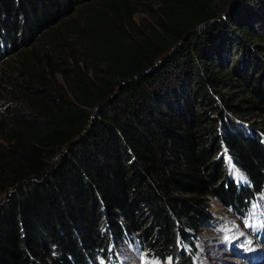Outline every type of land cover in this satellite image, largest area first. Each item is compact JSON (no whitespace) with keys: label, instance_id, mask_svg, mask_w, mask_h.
<instances>
[{"label":"trees","instance_id":"obj_1","mask_svg":"<svg viewBox=\"0 0 264 264\" xmlns=\"http://www.w3.org/2000/svg\"><path fill=\"white\" fill-rule=\"evenodd\" d=\"M99 1L0 0V61L77 27ZM159 11L141 38L83 37L103 63L91 77L49 50L66 93L24 86L25 140L0 150V264H91L122 241L192 264L183 249L210 223L209 199L240 213L262 192L264 0ZM225 154L248 187L229 180Z\"/></svg>","mask_w":264,"mask_h":264},{"label":"rangeland","instance_id":"obj_2","mask_svg":"<svg viewBox=\"0 0 264 264\" xmlns=\"http://www.w3.org/2000/svg\"><path fill=\"white\" fill-rule=\"evenodd\" d=\"M112 1L93 2L92 8L78 10L74 14L77 27L70 30L57 28L45 35L42 42L0 61V150L5 151L8 141L14 142L18 135L21 142L25 140L20 123H26L28 119L25 112L26 84L36 88L46 84L47 90H64L66 93L64 75L57 71L56 65L50 67L49 50H55L61 60L69 64L68 68L75 69L77 64L85 78L91 77L93 68L99 66L100 69L103 63L90 48L77 46L89 45L83 37L102 41L97 33L107 31V28L120 32L125 30L134 39L146 36L156 26L163 0ZM96 11L105 12L106 17ZM54 61L51 60V63ZM85 66L88 69L92 67V73ZM232 121L236 126H241L235 119ZM224 158L229 180L237 186L248 187V180L233 165L230 155L225 154ZM209 206L210 223L190 231L193 249H183L191 256L192 264H264V188L249 211L236 213L232 207L222 205L216 198L209 199ZM91 264L160 263L143 246L122 241L113 244L107 259L95 258Z\"/></svg>","mask_w":264,"mask_h":264}]
</instances>
